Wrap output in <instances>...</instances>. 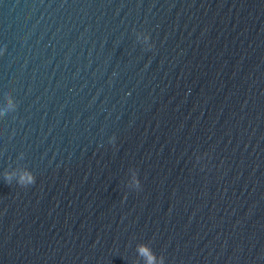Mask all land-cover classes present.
I'll use <instances>...</instances> for the list:
<instances>
[{
  "label": "water",
  "instance_id": "1",
  "mask_svg": "<svg viewBox=\"0 0 264 264\" xmlns=\"http://www.w3.org/2000/svg\"><path fill=\"white\" fill-rule=\"evenodd\" d=\"M140 245L264 264V0H0V264Z\"/></svg>",
  "mask_w": 264,
  "mask_h": 264
},
{
  "label": "clouds",
  "instance_id": "2",
  "mask_svg": "<svg viewBox=\"0 0 264 264\" xmlns=\"http://www.w3.org/2000/svg\"><path fill=\"white\" fill-rule=\"evenodd\" d=\"M9 105H11V100L9 101ZM6 179L9 181L11 180V176H7ZM26 180L28 185H34L36 183V177H34L32 174H26V177H22L21 182ZM137 186H139V182L137 181ZM140 257L144 259L145 264H164L163 257L157 259L155 254L152 252V250L146 246V245H140L137 249Z\"/></svg>",
  "mask_w": 264,
  "mask_h": 264
}]
</instances>
